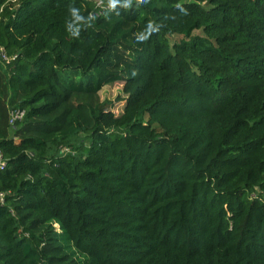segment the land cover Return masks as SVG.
Here are the masks:
<instances>
[{"label":"trees","instance_id":"obj_1","mask_svg":"<svg viewBox=\"0 0 264 264\" xmlns=\"http://www.w3.org/2000/svg\"><path fill=\"white\" fill-rule=\"evenodd\" d=\"M0 149V264H264V0H0Z\"/></svg>","mask_w":264,"mask_h":264},{"label":"built area","instance_id":"obj_2","mask_svg":"<svg viewBox=\"0 0 264 264\" xmlns=\"http://www.w3.org/2000/svg\"><path fill=\"white\" fill-rule=\"evenodd\" d=\"M96 4V7H99V8H109L111 7L114 2L116 0H93ZM1 56L3 59L5 60H9V58L4 54V52L1 53ZM15 56H13L12 58H14ZM24 115V111L21 110L20 108L18 107H14V108H11L9 110V123L10 125L13 126V124L15 123L16 120H21L22 117ZM6 158L2 152V150L0 149V170H3L5 167H6ZM5 194L6 192L3 191V190H0V203H3L4 202V199H5Z\"/></svg>","mask_w":264,"mask_h":264},{"label":"rangeland","instance_id":"obj_3","mask_svg":"<svg viewBox=\"0 0 264 264\" xmlns=\"http://www.w3.org/2000/svg\"><path fill=\"white\" fill-rule=\"evenodd\" d=\"M194 33L197 34L200 32L197 30V31H194ZM179 38H180V35H176V34L169 36V40L171 43L175 40H178ZM122 85H123V82H120V81L115 82L111 85H107V86L103 87L99 93L101 99H107V100H111L113 102L112 110L115 113L120 112L122 109L123 101L122 100L118 101L116 99V96H118V95L123 96Z\"/></svg>","mask_w":264,"mask_h":264},{"label":"clouds","instance_id":"obj_4","mask_svg":"<svg viewBox=\"0 0 264 264\" xmlns=\"http://www.w3.org/2000/svg\"><path fill=\"white\" fill-rule=\"evenodd\" d=\"M113 2H114V0H113Z\"/></svg>","mask_w":264,"mask_h":264}]
</instances>
